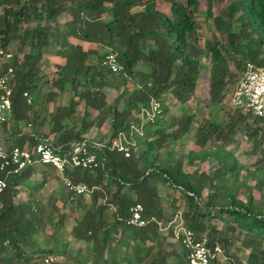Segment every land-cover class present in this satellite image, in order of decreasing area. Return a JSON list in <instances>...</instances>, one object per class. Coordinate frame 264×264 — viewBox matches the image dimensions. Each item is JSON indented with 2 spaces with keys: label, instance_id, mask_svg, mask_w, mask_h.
I'll return each instance as SVG.
<instances>
[{
  "label": "trees",
  "instance_id": "1",
  "mask_svg": "<svg viewBox=\"0 0 264 264\" xmlns=\"http://www.w3.org/2000/svg\"><path fill=\"white\" fill-rule=\"evenodd\" d=\"M207 1L205 13L211 17L215 0ZM200 3L201 0H0L3 48L19 41L21 51L31 49L15 69L13 115L8 122H0V142L12 143L5 148L18 145L33 150L39 140L48 138L62 154H67L75 143L94 144L86 135L95 125L109 122L106 142L92 148L103 163L100 167H70L62 173L44 165L33 175L38 166L34 165L8 174V187L0 194V264H43L50 254L66 255L75 264H88L91 256L96 263L120 264L122 260L123 264H132L135 259L144 264H168L171 254L158 221L166 225L181 210L175 207L168 214L163 209L159 184L168 192L182 194L184 225L215 243L220 242L217 237L223 238L214 234L212 221L219 219L228 226L234 222L245 231V247H251L247 262L264 264V212L255 205L252 192L246 199L241 198V192L247 193L252 187L241 178L246 167L227 147L239 131L264 145L262 119L237 109L236 117L229 122L216 118L207 121L197 135L200 148L179 161L174 160L168 144L189 130L193 117L184 115L177 130L169 133L177 121L165 120L162 97L172 92L178 101L187 102L206 72L203 57H209L211 63L209 90L213 105L226 98L229 84L249 62L264 65V0H230L214 17L218 31L227 33V42L213 36L205 46L198 39ZM139 6L142 8L135 10ZM61 17L66 18L64 23L59 21ZM72 37L88 42L89 48ZM44 47L60 59L53 80L40 73ZM109 53L117 55L121 66L118 72L104 64ZM46 84L51 87L48 91L44 90ZM67 87L72 93L70 101L51 108ZM111 89L118 94L108 105L106 97ZM24 91L32 95L31 104L24 98ZM153 99L161 102L162 113L155 122L141 123L140 111ZM81 104L84 106L80 110ZM24 122L39 130L30 134L22 129ZM133 126L139 127L142 134ZM122 132L132 139L129 157L112 148ZM161 149H166L165 156ZM209 159L217 162L210 172L184 167V160L193 165ZM48 171L52 174L48 175ZM247 175L264 184V156L254 171L247 170ZM3 176L5 173L0 172ZM65 176L89 185L91 191H71ZM54 178H62L68 190L75 221L70 234L80 242L78 248L58 236L53 244L45 238L56 214H60L61 221L68 217L63 212V202L55 206L54 195L46 197L42 193ZM23 186L29 187L28 193L22 194ZM206 187L210 191L204 202ZM138 202L145 206L148 222L144 226L129 223L130 208ZM257 241L259 247H254ZM174 243L173 264H186V249ZM83 246L87 256L80 260ZM122 247H126L124 252Z\"/></svg>",
  "mask_w": 264,
  "mask_h": 264
},
{
  "label": "rangeland",
  "instance_id": "2",
  "mask_svg": "<svg viewBox=\"0 0 264 264\" xmlns=\"http://www.w3.org/2000/svg\"><path fill=\"white\" fill-rule=\"evenodd\" d=\"M230 0H225V2H218L217 0L213 3V10L212 16L209 17L206 15L205 10H207V0H201L199 5V12L197 14V20L199 22L198 27V39L201 42L202 46H205V43L208 42L213 36L219 37L223 42H227V33L224 31H218L214 24V17L219 13L221 8L226 7ZM142 6L136 7L135 10L141 9ZM106 16V15H104ZM66 20L65 17H61L59 21L64 23ZM73 41L81 42V40H77L72 37ZM85 48H89L88 42H81ZM20 42H12L6 49L10 51L13 56H16V59L12 62H8L4 59V57L0 54V68L5 69L8 64L14 65V68H19L20 62H22L23 58H25V54L30 52V47H27L25 51L20 50ZM92 47H96L93 43ZM3 48L0 42V49ZM4 49V48H3ZM40 61V73L46 75V79L53 80L54 76L56 75V63L60 60L57 55H55L50 48L44 47L42 51V57ZM204 63L206 64V72L200 77L198 80V85L192 97L187 102L178 101L172 94V92H168L165 96L162 97V101L165 102V120L169 122L177 121L168 132L174 133L178 128V123L182 120L184 115H191L193 117V122L191 123L189 130L180 135L177 139L169 140V146L173 150V158L174 160H181L183 155L188 154L191 150H198L200 145L197 143V135L200 131V127L205 124L209 120H213L214 118L223 121L229 122L233 119L236 115L237 109L231 104L230 96L232 91L234 90L235 86L241 79L244 72H238L236 76L235 82H232L228 86V92L226 98L218 105H213L209 90V70H210V60L209 57L202 58ZM231 69L233 72H236V67L234 63L231 62ZM51 87L46 84L44 86V90L48 91ZM54 90L58 91V88H53ZM118 94L117 90L111 89L107 92L106 101L108 105H111L114 101L115 96ZM72 97V93L70 88H66L64 92L59 94L57 98L51 103V108H53L56 104H67ZM84 105L81 104L79 109ZM81 110V109H80ZM211 112H213L211 114ZM236 117V116H235ZM146 120L142 117L140 113V122L144 123ZM22 129L28 131H38L39 129L36 128L32 123H22ZM137 126H135L136 128ZM42 129V128H41ZM44 128L42 132H44ZM142 130L140 133L142 134ZM109 136V122L108 120L105 121L104 124L95 125L90 132L86 135L88 140L93 141L94 143L103 144L106 142L107 137ZM129 138V137H128ZM131 139V138H129ZM132 140V139H131ZM11 142H0V147H9L11 146ZM229 149L234 150L236 157L238 158L239 162L243 164L246 169L242 171L241 178L244 182L248 183L252 190H248L247 193L241 192L240 196L242 199H246L248 193L252 192L255 198V205L258 206L264 212V184L258 183L257 180L253 177H249L247 175V170L254 171L258 165L259 159L264 156V145L259 144L257 140L250 139L249 136L244 131H239L234 135L233 141L227 146ZM145 146L138 148L136 151L133 149V152H139ZM163 156L166 155V149H161ZM184 167L186 169L192 170L195 168H201L205 171H212L217 162L215 159H209L205 163H198L191 164L190 162L184 160ZM44 166V165H42ZM39 167L36 168L35 173L38 172ZM56 171V170H55ZM52 171H48V175H51ZM22 189L24 192L22 194H26L29 191L28 186H23ZM210 191V187H206L204 190V197L203 201H206V196ZM42 193L45 194L46 197H49L50 194H53L52 198H54L55 206H60L63 202L65 205L62 206L63 212L68 213V217L64 218V220H59L58 217L60 214L55 215V223H52L49 227L48 231L44 233L46 235V240H49L51 244L54 243L56 236H58L61 241H69L71 246L78 248L81 246L80 242L76 241L73 236L70 234L71 227L75 224L73 219V214L70 211L71 201L69 202V198H67L68 190L65 187V184L61 179L54 178L44 186L42 189ZM158 193L164 198L161 201V205L165 211L170 214L171 211L176 207L180 208L181 210L178 215H176L175 219L180 220L182 217V210L184 208V199L180 192L169 191L163 184L158 185ZM168 193V195H167ZM167 195V196H166ZM133 197L136 198L137 194L133 193ZM58 221V222H56ZM212 226L215 228L216 233L218 236L223 238L221 240L217 237V240L220 241L225 247L232 259L233 264H243L244 260L249 258L251 247H245V231L240 228L236 223L231 222V226H228L226 222L221 221L219 219H214L212 221ZM209 236L212 235L211 228L207 230ZM41 239L42 236H39ZM256 244V245H255ZM254 247H259L258 241L255 242ZM264 248V243L262 244ZM47 247V246H46ZM87 256V249L83 246L82 254L79 257L80 260H85ZM65 263L68 264H75V262L71 261L68 256L65 255V258L62 259ZM88 263V262H87ZM76 264H78L76 262Z\"/></svg>",
  "mask_w": 264,
  "mask_h": 264
},
{
  "label": "built area",
  "instance_id": "3",
  "mask_svg": "<svg viewBox=\"0 0 264 264\" xmlns=\"http://www.w3.org/2000/svg\"><path fill=\"white\" fill-rule=\"evenodd\" d=\"M0 54L8 62H13V54L7 49H0ZM104 64L112 71L118 72L121 69L115 53H109L104 58ZM15 68L8 64L6 69L0 71V122H8L13 115V96ZM28 104L33 102L32 95L28 91L23 92ZM231 104L243 112H250L262 119L264 123V65L249 62L245 71L235 86L230 96ZM140 113L145 122H155L158 114L162 113L161 102L153 99L148 106H144ZM132 129L141 131L139 127ZM131 141L122 132L113 142L112 148L123 152L126 157L131 155ZM100 143L88 144L79 142L72 145L67 154H62L60 149L48 138L37 142L34 149L14 146L10 149L0 147V172L5 176L0 177V194L8 187L7 176L9 173H19L30 166L43 164L51 165L63 172L70 167L84 169L98 168L103 165L92 148H100ZM66 186L77 194H84L91 191L85 183H75L71 178L64 177ZM129 223L137 226H144L148 220L144 217L145 206L138 202L130 208ZM176 237L181 241L187 251L186 264H230L232 259L224 245L220 242L211 243L206 235H200L194 229L183 224V219L177 220L175 229ZM63 256L50 254L43 259V264H61ZM243 264H249L247 260Z\"/></svg>",
  "mask_w": 264,
  "mask_h": 264
},
{
  "label": "crops",
  "instance_id": "4",
  "mask_svg": "<svg viewBox=\"0 0 264 264\" xmlns=\"http://www.w3.org/2000/svg\"><path fill=\"white\" fill-rule=\"evenodd\" d=\"M43 129V128H42ZM42 129L40 130L41 133H44L42 132ZM28 131V130H26ZM44 131V130H43ZM30 134H34V131H28ZM43 164H38L37 167H41ZM53 168H55L54 166H52ZM55 170L61 172L60 170H58L57 168H55ZM36 171V170H35ZM37 173V172H36ZM63 173V172H62ZM66 177V176H65ZM64 178V177H63ZM159 222V225H160V230H161V233L166 236V245H167V250L170 252L171 256H170V259H169V263L168 264H173V251L172 250H176V246H175V243L174 242H177L178 243V247L180 249H183V245L182 243L178 240V238L176 237V234H175V229L177 227V218L175 219V217L166 225L162 224L161 221H158ZM131 244V243H130ZM126 247H122V251L124 252L126 249ZM91 249H92V246H91ZM90 249V251H91ZM92 255V254H91ZM121 255V254H120ZM109 256V254H107L105 256V258L107 259ZM64 258V256H63ZM120 260V258H119ZM108 263V262H107ZM106 262L103 263V262H99V263H96L94 262L93 260V257L91 256L90 259H89V262L88 264H107ZM120 264H123L122 260L120 261ZM132 264H144V261L142 262H139L138 260H135V259H132Z\"/></svg>",
  "mask_w": 264,
  "mask_h": 264
}]
</instances>
